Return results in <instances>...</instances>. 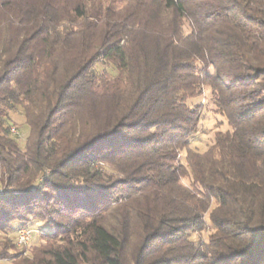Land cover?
<instances>
[{"label": "trees", "instance_id": "1", "mask_svg": "<svg viewBox=\"0 0 264 264\" xmlns=\"http://www.w3.org/2000/svg\"><path fill=\"white\" fill-rule=\"evenodd\" d=\"M0 235L8 264H264V0H0Z\"/></svg>", "mask_w": 264, "mask_h": 264}, {"label": "rangeland", "instance_id": "2", "mask_svg": "<svg viewBox=\"0 0 264 264\" xmlns=\"http://www.w3.org/2000/svg\"><path fill=\"white\" fill-rule=\"evenodd\" d=\"M97 68L98 70H103L105 68L106 71H108L109 73L114 72L110 66L105 67L103 64H99ZM189 104L205 105L204 106L205 111L203 112V115H202V121L199 127V131L196 135L193 136V138H191V141H190L192 149L203 152L207 150V148L210 145L213 144L216 132L227 130L228 124L224 118H222L220 115L216 113L215 107L211 100V92L209 90H206L202 97L190 100ZM12 125L17 127V130L12 129V132L14 131L13 133L17 135L16 136L17 141L20 143L21 146L24 147L26 138L28 137V134H29V129L25 123L24 117L20 113H17L16 115L13 116ZM184 155L185 153H183V156ZM31 226L34 227L35 229H38L40 224L34 223L28 227H31ZM207 236H208L207 233L203 234L202 236L203 240H206ZM1 238H2V235H0V239ZM42 243H43L42 236L36 233L33 237V240L27 245V248L22 249V250H26L30 252L33 247L39 246ZM0 264H8V262L5 261V262H1Z\"/></svg>", "mask_w": 264, "mask_h": 264}, {"label": "built area", "instance_id": "3", "mask_svg": "<svg viewBox=\"0 0 264 264\" xmlns=\"http://www.w3.org/2000/svg\"><path fill=\"white\" fill-rule=\"evenodd\" d=\"M37 233V229L31 226L30 230L18 232L17 234V246L19 248L27 247V241H32L34 235Z\"/></svg>", "mask_w": 264, "mask_h": 264}, {"label": "bare ground", "instance_id": "4", "mask_svg": "<svg viewBox=\"0 0 264 264\" xmlns=\"http://www.w3.org/2000/svg\"><path fill=\"white\" fill-rule=\"evenodd\" d=\"M14 132V131H13ZM31 227H24L22 229H20L18 232H22V231H26V230H30ZM31 241H27V245L30 243Z\"/></svg>", "mask_w": 264, "mask_h": 264}]
</instances>
